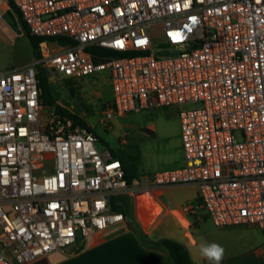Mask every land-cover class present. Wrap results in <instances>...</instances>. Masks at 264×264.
<instances>
[{"label": "built area", "instance_id": "1", "mask_svg": "<svg viewBox=\"0 0 264 264\" xmlns=\"http://www.w3.org/2000/svg\"><path fill=\"white\" fill-rule=\"evenodd\" d=\"M8 1L31 35L71 43L45 39L30 62L0 70V264L84 247L124 220L114 196L156 216L153 188L173 185L196 187L185 211L264 231V0ZM40 70L48 82L107 72L101 124L173 108L185 163L129 182L87 121L41 102Z\"/></svg>", "mask_w": 264, "mask_h": 264}, {"label": "rangeland", "instance_id": "2", "mask_svg": "<svg viewBox=\"0 0 264 264\" xmlns=\"http://www.w3.org/2000/svg\"><path fill=\"white\" fill-rule=\"evenodd\" d=\"M12 21L11 14L8 10H4L0 0V70L23 65L35 57L26 35L18 26H14ZM51 42L56 49L69 45L61 44L57 40ZM49 83L55 102L89 123L98 136L96 142L98 150L121 149L137 157L136 177L142 182L148 174L172 167L171 157L175 151L173 144L177 140L176 133L179 128V120L173 108L158 107L131 113L119 121L113 120L108 124H101L99 120L103 109L112 96L107 72L77 79L51 78ZM52 167V160L48 159L38 173L48 174L52 171ZM186 195L181 196L185 206L197 203L196 198H192V193L188 192ZM181 197L177 194H166V198L171 203L181 201L179 200ZM187 199L191 202L187 203ZM201 211L202 209L198 208L195 213L185 212L190 217H194ZM205 218L202 229L207 232L215 231L216 227L211 219ZM83 249L85 248L76 245L66 246L47 256L37 258L32 264H97L91 259V252Z\"/></svg>", "mask_w": 264, "mask_h": 264}, {"label": "crops", "instance_id": "3", "mask_svg": "<svg viewBox=\"0 0 264 264\" xmlns=\"http://www.w3.org/2000/svg\"><path fill=\"white\" fill-rule=\"evenodd\" d=\"M1 1L4 5V10H8L10 13L9 1ZM18 66L21 65L15 67ZM121 119L123 117L113 120L119 121ZM179 133L180 130L178 128V132L176 133L177 140L173 144L175 151L171 157L172 167L170 169L177 168L185 163L180 147ZM153 192L162 207V211L156 216L154 215L160 211V207L155 205L152 214L147 213L144 216L145 218H140L139 209H137L139 201L133 197L130 198V204L127 209L128 215H124L122 222L110 225L104 230L97 231L88 237L87 243L83 247L85 249L83 250L91 252V259L95 263L173 264L165 249L160 247L151 248L142 242L135 228V222L140 225L147 238L151 241L167 237L183 243L188 249L194 264H212L211 261L204 257L201 250L202 246L208 243L219 244L222 247L223 254L219 264H264L263 230L250 226L225 228L215 226V231L207 232L202 229L203 221L206 219L205 217H208L204 211L198 212L194 217L186 214L182 197L189 192L193 194L192 198H196V187L194 185H173L168 188H153ZM166 194H177L178 197L182 196L179 199L181 201L171 203L166 198ZM186 196L188 197V195ZM186 202L189 203L191 201L187 199ZM33 261L29 264H32Z\"/></svg>", "mask_w": 264, "mask_h": 264}, {"label": "trees", "instance_id": "4", "mask_svg": "<svg viewBox=\"0 0 264 264\" xmlns=\"http://www.w3.org/2000/svg\"><path fill=\"white\" fill-rule=\"evenodd\" d=\"M9 6H10V14L13 18L12 21L13 25L18 26V28L21 31H23L24 35H26L33 48L35 56H37L38 54L37 51H38L39 43L45 39L57 40L61 44L71 43L70 40L65 38H52V37L49 38V37L31 35L28 32L24 22L21 20L16 8L10 1H9ZM38 82L41 89V94H40L41 102L45 105H49V106L55 105L56 107L60 108V106H58L55 102V98L50 88V83L48 82L46 75L41 70L38 74ZM64 110L67 113L72 114L66 109ZM72 115L75 116L78 120H80L83 124H85L84 121L77 114L74 113ZM110 153L112 157L118 158L120 160L125 172V177L129 182L134 177H136L137 165H138L137 157L130 155L121 149L118 150L111 149ZM129 204H130V198L128 196L121 195V196L112 197V206H111L112 209L121 211L123 215H128L127 209L129 207ZM134 225L139 233L142 242L151 248L160 247L165 249L169 257L173 261V264H194L189 255L188 249L180 241L167 237H163L155 241H151L147 238L146 234L144 233L143 229L140 227L138 223L136 224L134 222Z\"/></svg>", "mask_w": 264, "mask_h": 264}, {"label": "clouds", "instance_id": "5", "mask_svg": "<svg viewBox=\"0 0 264 264\" xmlns=\"http://www.w3.org/2000/svg\"><path fill=\"white\" fill-rule=\"evenodd\" d=\"M211 249H218L220 252V255L218 257L210 256L208 255V251ZM202 253L206 259L212 262V264H219L220 259L222 258L223 249L219 244L215 243H208L202 246Z\"/></svg>", "mask_w": 264, "mask_h": 264}, {"label": "snow or ice", "instance_id": "6", "mask_svg": "<svg viewBox=\"0 0 264 264\" xmlns=\"http://www.w3.org/2000/svg\"><path fill=\"white\" fill-rule=\"evenodd\" d=\"M195 19V18H193ZM177 37L179 38V34H177ZM208 255L218 257L220 255V252L218 249H211L208 251Z\"/></svg>", "mask_w": 264, "mask_h": 264}]
</instances>
